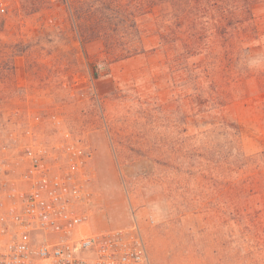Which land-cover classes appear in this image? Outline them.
<instances>
[{
	"label": "rangeland",
	"instance_id": "1",
	"mask_svg": "<svg viewBox=\"0 0 264 264\" xmlns=\"http://www.w3.org/2000/svg\"><path fill=\"white\" fill-rule=\"evenodd\" d=\"M7 4L0 218L25 148L69 134L93 153L88 230L137 221L151 264H264V0H218L230 37L212 54L189 37L162 47L145 17V53L101 72V47L81 46L66 0Z\"/></svg>",
	"mask_w": 264,
	"mask_h": 264
},
{
	"label": "built area",
	"instance_id": "2",
	"mask_svg": "<svg viewBox=\"0 0 264 264\" xmlns=\"http://www.w3.org/2000/svg\"><path fill=\"white\" fill-rule=\"evenodd\" d=\"M7 0H0L5 13ZM21 186L8 188L0 218V264H151L140 224L92 231L91 150L69 134L25 148Z\"/></svg>",
	"mask_w": 264,
	"mask_h": 264
},
{
	"label": "trees",
	"instance_id": "3",
	"mask_svg": "<svg viewBox=\"0 0 264 264\" xmlns=\"http://www.w3.org/2000/svg\"><path fill=\"white\" fill-rule=\"evenodd\" d=\"M66 3L81 46L101 47L102 58L96 65L100 72L112 63L145 53L141 29L145 17L154 22L162 47L189 37L200 39V44L209 41L208 52L212 54L211 41L215 37H230V25L217 19L218 0H75L72 3L66 0ZM191 43H186V48H193ZM223 125L237 130L234 125Z\"/></svg>",
	"mask_w": 264,
	"mask_h": 264
}]
</instances>
